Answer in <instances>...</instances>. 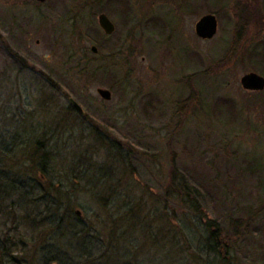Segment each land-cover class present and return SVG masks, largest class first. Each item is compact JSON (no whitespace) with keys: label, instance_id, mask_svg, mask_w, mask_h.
Returning a JSON list of instances; mask_svg holds the SVG:
<instances>
[{"label":"rangeland","instance_id":"1","mask_svg":"<svg viewBox=\"0 0 264 264\" xmlns=\"http://www.w3.org/2000/svg\"><path fill=\"white\" fill-rule=\"evenodd\" d=\"M95 2L73 22L83 0H66L61 12L57 0L44 7L0 0V113L12 118L32 111L42 124L67 121L52 141L61 157L53 168L69 190L83 191L80 202L90 206L85 216L77 211L86 222L94 221V206L109 223L115 205L129 208L138 200L145 203L142 215L153 213L143 222L147 228L129 234L134 249L126 258L100 264L214 263L198 250L202 232L189 226L188 210L165 201L172 167L176 181L200 190L210 218L231 236L222 251L230 264H264V89L251 92L240 82L254 69L264 72L263 12L244 3L231 12L239 0H132L129 16L127 5L118 7L124 0H110L109 10ZM182 3L189 10L183 16ZM102 7L116 25L107 41L97 21ZM208 14L216 17L217 33L204 40L195 26ZM93 39L99 42L95 51ZM98 89L111 98L103 99ZM71 99L82 112L68 109ZM1 114L0 127L13 135L15 121L4 123ZM95 132L132 154L134 175L126 161L106 167ZM69 161L75 167L65 174ZM95 173L104 180L97 182ZM115 174L125 175L116 191L123 205L113 199L116 204L102 210L85 192L109 188Z\"/></svg>","mask_w":264,"mask_h":264},{"label":"trees","instance_id":"2","mask_svg":"<svg viewBox=\"0 0 264 264\" xmlns=\"http://www.w3.org/2000/svg\"><path fill=\"white\" fill-rule=\"evenodd\" d=\"M68 109L75 110L72 106ZM70 110L68 111L71 112ZM229 111L233 116V109ZM33 113L28 112V116L26 114L27 117H23L18 112L13 119L9 118L8 113H5L8 117H5L4 112L0 113L4 123L11 119L15 121L12 126L13 135H10L9 127H0V264H100L102 260L108 263L113 259L117 261L126 258L134 249L129 234H136L145 226L147 228L148 223L145 225L143 222L153 216V213L146 209L148 212L142 215L145 203L141 200L134 204L130 200L132 204L129 208L127 205L120 206L123 204L118 202L116 191L119 185L125 184V175L115 174L110 176V180L115 183L109 188L100 187L101 190L95 189L91 193V190H87L85 193L102 210L116 204L113 199H116L120 207L114 206L115 211L109 216L111 221L108 223L100 220L101 212L94 206L91 210L94 221L86 222L85 217L82 218L77 211L78 208L83 210L85 216L87 206H90L87 202H80L83 191L69 190L63 185L66 180H62L53 168L61 157L53 149L52 141L55 134L68 128L67 121L56 117L42 124ZM20 119L21 123L16 122ZM50 135H53L52 138ZM94 141L105 149L109 162H106V167L112 168L115 164L126 161V171H129V175H134L130 152L123 153L119 144L116 145L97 132L94 133ZM82 158L83 156L78 157L77 160ZM94 165L98 166L96 163ZM105 165L98 167L105 168ZM74 167L75 164L69 161L65 174L70 173ZM171 171L173 182L164 193L165 201H178L183 209L188 210L189 226L202 232L196 239L198 250L203 248L208 256L212 255V264H230L222 251H228L232 243L231 236L225 234L217 222L210 218L201 202L200 190L183 180L176 181L173 167ZM94 176L98 177L97 182L104 180L99 173ZM97 182L95 188L99 186ZM129 191L127 190V194ZM122 208L127 209L121 211ZM155 212L154 215L158 208ZM153 234L150 231L149 235ZM154 235H157V239L161 237L159 230ZM91 239L94 242L92 240L90 243ZM105 240L108 243L103 251L102 244Z\"/></svg>","mask_w":264,"mask_h":264},{"label":"flooded vegetation","instance_id":"3","mask_svg":"<svg viewBox=\"0 0 264 264\" xmlns=\"http://www.w3.org/2000/svg\"><path fill=\"white\" fill-rule=\"evenodd\" d=\"M49 1H51V0H26V2L27 3H30L31 5H34L35 7H44L45 6V4H47ZM58 1V4H55V5H57V6H59L58 8H60V9H57L56 11H62V9H61V7H63V2H65L66 0H57ZM94 1H96L95 3H98V1H102V3H103V5L105 6V9L106 10H109L111 7H110V0H83V3L82 4H80V6H81V8H80V10H75V13L73 14V22L75 21V18L77 19V16L78 15H81L82 13L85 15V12L87 13V10H91L92 8H95L97 5H94L93 3H94ZM117 1V0H116ZM123 1V0H122ZM131 1L132 0H124V2H121L120 4H119V6L118 7H120V8H122V6L124 7L125 5H127L126 7H124V9L127 11V15H131L128 11H129V9L131 8ZM222 0H218V4H219V2H221ZM240 1V4H238V5H233V7H232V9H231V12H233V13H236L237 12V8H240V7H243V6H245V5H247V6H245L246 8H248L249 6H251V7H253V8H251V9H253L252 10V12H254V11H256V12H263L262 13V15L264 16V0H261V3L260 4H256V5H253L252 3L254 2V4H255V1L254 0H239ZM242 2V3H241ZM245 5H244V4ZM55 5H53L51 8H54L55 7ZM182 6H183V3L182 4H180V10H179V13H180V15L181 16H183V14L184 13H188L189 12V10H186V9H183L182 8ZM221 6V5H220ZM261 8V9H260ZM128 9V10H127ZM54 10V9H53ZM99 12H98V15H97V21H98V25H99V27H100V29H101V31H102V33H103V35H102V40H104V41H107V39L110 37V36H112L114 33H115V31H116V25H115V23L109 18V16H108V14H107V12L106 11H104V9H103V7L101 8V9H99L98 10ZM133 12H134V10H132ZM131 12V11H130ZM100 15H105L108 19H109V21L112 23V25L114 26V30H113V32L112 33H110V34H107V33H105V31L101 28V26H100V24H99V16ZM64 16H65V14H64ZM155 18V17H154ZM72 22V21H71ZM154 23H155V21H154ZM44 24V23H43ZM260 30L263 32L264 31V27H261L260 28ZM264 38V37H263ZM93 41V42H92ZM91 42L93 43V45L91 46V49L93 50V48H95L96 49V43H99V42H97L96 40H92ZM254 69V68H253ZM263 70H264V68H263ZM263 71L262 70H256V69H254L252 72H247V74L248 73H256V74H258V75H260V76H262L263 78H264V73H262ZM241 82V81H240ZM248 91H251V92H253V91H261V90H248Z\"/></svg>","mask_w":264,"mask_h":264},{"label":"water","instance_id":"4","mask_svg":"<svg viewBox=\"0 0 264 264\" xmlns=\"http://www.w3.org/2000/svg\"><path fill=\"white\" fill-rule=\"evenodd\" d=\"M99 24L107 34L112 33L114 30V26L105 15L99 16ZM195 31L197 36L204 40L212 39L217 33L216 17L211 14L202 16L196 23ZM93 50L95 51L96 49L93 48ZM241 85L246 90H263L264 78L256 73H248L241 78ZM97 92L105 100L111 98V93L106 89H98ZM70 102L78 111H82L81 107L75 101L71 99Z\"/></svg>","mask_w":264,"mask_h":264},{"label":"bare ground","instance_id":"5","mask_svg":"<svg viewBox=\"0 0 264 264\" xmlns=\"http://www.w3.org/2000/svg\"><path fill=\"white\" fill-rule=\"evenodd\" d=\"M90 234H91V233H90ZM88 235H89V234H88ZM92 236H93V235H92ZM91 238H93V237H91ZM92 240H93V239H91L90 243H92ZM93 242H94V240H93ZM106 259H107V258H106Z\"/></svg>","mask_w":264,"mask_h":264}]
</instances>
